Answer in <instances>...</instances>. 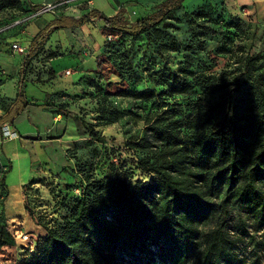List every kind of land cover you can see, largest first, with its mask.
<instances>
[{
  "label": "trees",
  "instance_id": "trees-1",
  "mask_svg": "<svg viewBox=\"0 0 264 264\" xmlns=\"http://www.w3.org/2000/svg\"><path fill=\"white\" fill-rule=\"evenodd\" d=\"M184 1L163 0L153 13L135 21L124 10L107 16L92 9L56 28L94 18L114 35L140 36L159 29L185 7ZM16 3L23 7L20 0L6 5ZM41 38L39 49L49 35ZM36 50L30 48L26 68ZM237 63L219 72L200 63L199 71L185 68L182 77L164 67L156 71V83L166 89L121 91L140 102L138 112L129 114L141 128L125 134L146 177L131 182L118 171L100 177L92 165L74 170L80 192L71 200L69 215L55 225L38 223L45 233L29 248L24 264H246L247 257L236 249L245 238L222 226L206 229L218 212L229 216L235 209L246 214L241 219L244 236L248 221L264 230V46L259 53H243ZM172 96L184 99L169 103ZM8 100L0 126L27 105L20 89ZM57 107L69 115L65 105ZM84 124L94 139L106 140L94 125ZM11 167L9 163L1 179L4 202ZM6 233L7 226L0 224V248Z\"/></svg>",
  "mask_w": 264,
  "mask_h": 264
},
{
  "label": "rangeland",
  "instance_id": "rangeland-1",
  "mask_svg": "<svg viewBox=\"0 0 264 264\" xmlns=\"http://www.w3.org/2000/svg\"><path fill=\"white\" fill-rule=\"evenodd\" d=\"M20 1L22 8L18 3L6 5L8 0H0V30H3L0 31V86L18 75L22 65L19 61L24 55L1 45L6 39L2 35L28 23L31 20L29 16L41 12L49 4L57 6L48 11L68 13L83 6L91 7V0H83L79 5L73 4L79 0ZM93 1L106 15L118 10L119 5H125L130 12H137L132 17L126 15L135 21L153 13L163 0H121L125 2L119 4L116 0ZM184 4L185 7L159 29L140 36L115 33V39L108 42L107 34L105 40L102 34V20L94 18L83 25L57 28L53 33L50 41L60 36L62 41L61 55L53 61L58 70L54 82L57 90L67 89L72 93L66 95L68 99L62 102L69 115L62 114L54 120L53 113L59 110L56 101L44 105L52 113L40 112L32 106L12 123L18 131V138L3 140L0 135V224L8 229L5 244L0 248V264H24L30 256V242L35 245L41 233L45 232L38 223L55 225L63 216L69 215L71 200L80 192L75 187L78 181L75 171L78 169L92 165L100 177L111 176L118 171L130 177L131 182L141 176L146 177L138 167L135 153L126 145L125 134L126 131L129 135L134 134L141 128L140 122L129 114L130 111L138 112L140 102L121 95V91L145 88L161 91L167 86L156 83V71L164 67L179 74L177 77H182L185 68L199 71L200 63H205L211 71L219 72L228 63L230 69L235 68L243 53L262 50L264 21L255 22L249 16L241 18L240 8L234 1L185 0ZM24 7L31 8V13ZM44 12L41 22L44 19L49 21L52 16V12ZM25 16V21L13 25L14 21ZM242 19L244 23L240 22ZM237 23L240 26H236ZM86 40L99 43L94 48L96 51L91 50ZM85 55H89L87 64L92 73L85 79V84L74 91V82L81 73L64 76L61 72L66 67L76 70L77 61ZM4 75L9 77L4 78ZM63 96L56 95L57 101H62ZM167 98L169 103L174 99H184L182 96ZM7 100L0 93V108ZM83 120L106 135V140L94 139ZM9 163L12 164L7 175L10 193L4 202L6 192L2 190L1 179ZM13 195H20L19 203L9 205ZM241 219H246L242 210L231 209L229 216L218 212L206 229L222 226L233 236L245 238L237 243L236 249L247 257L246 264H264V230H257L248 221V235L244 236ZM18 228L20 232H27L31 241L17 239L11 230ZM150 264L163 263L157 260Z\"/></svg>",
  "mask_w": 264,
  "mask_h": 264
},
{
  "label": "crops",
  "instance_id": "crops-1",
  "mask_svg": "<svg viewBox=\"0 0 264 264\" xmlns=\"http://www.w3.org/2000/svg\"><path fill=\"white\" fill-rule=\"evenodd\" d=\"M117 3H124L121 0H116ZM234 1L237 6L240 8L239 16L243 19L246 18V16H249L250 20L255 22H263L264 21V0H231ZM84 2L83 0L76 1L73 4H81ZM91 7H85L78 8L72 13L68 12H60V11H46V12H52L51 18L48 20H42V14L45 12L40 13L39 15L32 18L28 23L13 28L11 31H9L4 36L6 39L1 45H5L10 51L12 50V44L14 42L21 43L22 45L26 47H30L31 49L36 50V52L31 56L29 65L27 68L24 66V61L26 60V56L22 55V60L19 62L22 64L20 67V71L18 72V75L10 77L8 80H6L1 86H0V93L6 97V99H10V101L14 100L16 98V94L18 89L21 90L24 96V100L26 101L27 105L25 109L14 119H12L10 122L11 124L15 122L20 115H22L25 110L31 108L34 106L37 108L38 111L42 112L43 110H46L44 105L51 104L53 102H57V105L60 104V102H65L68 98H66L68 94L70 93L67 89L65 90H57L55 87V77L58 74V70L53 64L54 58L61 55V52L59 51L60 45H62L61 36L60 38H56L53 41H50V38L54 35L53 33L56 32V27L61 22L63 23H72L71 17L73 18H81L84 14L91 12L92 9H96L101 13H104L106 15V12L102 10L101 8H97L95 6V2L93 0L90 1ZM72 6V3H71ZM29 9L28 13H31V8ZM74 10V9H73ZM119 11L116 10L112 14H107L109 16H114ZM27 13V14H28ZM93 19V18H92ZM36 25H35V23ZM31 23V24H30ZM104 23L101 24L102 34L104 36L105 40V34L110 32L109 30L103 29ZM42 35H49V38L47 39L45 45L39 49L37 48V44L41 41ZM87 44L90 45V48L92 51L94 50L96 44L98 45V42H91V40H86ZM103 45V44H102ZM88 48H86L87 50ZM99 49V48H98ZM74 52V51H73ZM72 52V53H73ZM16 53V52H15ZM89 55H85L82 60L79 62L77 61L76 70L66 67L64 71L61 72V75L69 76L72 75L75 72H80L81 74L77 78V80L74 82V91L78 90L82 85L85 84V79L90 76L92 73L91 70H89V66L87 63L90 61ZM80 58V57H78ZM77 59V58H76ZM25 69V76L23 78V82L20 83V76L22 70ZM69 71V73L67 72ZM9 71H6V74H8ZM9 77L8 75H4V78ZM2 78V77H1ZM5 80V79H4ZM56 92H59L56 94ZM56 95H64L62 98V101H57ZM59 102V103H58ZM33 108V107H32ZM47 112L52 113V110H46ZM5 110L3 107L0 108V118L4 116ZM54 120H57L59 117H61L62 113L57 112L56 114L53 113ZM1 127V126H0ZM24 207V206H23ZM26 207V206H25ZM45 232L41 233L44 234Z\"/></svg>",
  "mask_w": 264,
  "mask_h": 264
},
{
  "label": "built area",
  "instance_id": "built-area-1",
  "mask_svg": "<svg viewBox=\"0 0 264 264\" xmlns=\"http://www.w3.org/2000/svg\"><path fill=\"white\" fill-rule=\"evenodd\" d=\"M56 6L57 5L49 4L41 12L33 14L32 16H29V17H30V19H32L35 16L39 15L40 13H42L44 11L51 10L52 8H55ZM118 10L119 11L125 10V13L128 14L130 17L135 16L137 14V12L135 10L130 12L129 9L125 8V5H119ZM26 18L27 17L25 16L23 18L17 19L16 21H14L15 23L13 25L22 23L23 21L26 20ZM11 25H9L8 27H10ZM0 31H3V30H0ZM114 39H115V35L112 32H108L106 40L108 42H110V41H112ZM12 49L15 52H19V53L24 54L25 56H27L30 53V47H26V46L22 45L21 43H17V42H14L12 44ZM67 72L69 73V71H67ZM0 135L3 138V140L16 139V138L19 137L18 131L14 129V127L12 126V124L10 122H5V123H3L1 125V127H0ZM11 232L17 239H21L22 241L30 239L29 238V234L27 232H20L19 228L16 229V231L11 230ZM29 241H31V240H29ZM30 244H31L30 245V250H33V247H34L33 241H31ZM27 246H29V245H27Z\"/></svg>",
  "mask_w": 264,
  "mask_h": 264
},
{
  "label": "bare ground",
  "instance_id": "bare-ground-1",
  "mask_svg": "<svg viewBox=\"0 0 264 264\" xmlns=\"http://www.w3.org/2000/svg\"><path fill=\"white\" fill-rule=\"evenodd\" d=\"M19 200H20V195H18V196L17 195L16 196L13 195V197H11V200L9 201V205H12V204L14 205L16 203H19Z\"/></svg>",
  "mask_w": 264,
  "mask_h": 264
}]
</instances>
